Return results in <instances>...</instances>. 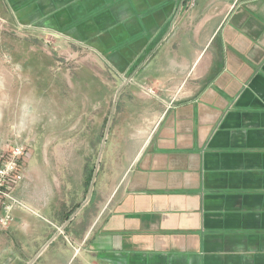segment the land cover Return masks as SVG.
Listing matches in <instances>:
<instances>
[{
  "label": "crops",
  "instance_id": "obj_1",
  "mask_svg": "<svg viewBox=\"0 0 264 264\" xmlns=\"http://www.w3.org/2000/svg\"><path fill=\"white\" fill-rule=\"evenodd\" d=\"M0 4L154 91L118 94L123 140L92 209L93 170L27 158L0 264H264V0Z\"/></svg>",
  "mask_w": 264,
  "mask_h": 264
},
{
  "label": "rangeland",
  "instance_id": "obj_2",
  "mask_svg": "<svg viewBox=\"0 0 264 264\" xmlns=\"http://www.w3.org/2000/svg\"><path fill=\"white\" fill-rule=\"evenodd\" d=\"M151 86L127 74L118 77L86 48L58 46L53 36L17 23L0 4V160L21 146L23 174L27 158L34 163L41 156L54 158L53 171L93 170L89 184L80 188L81 200L85 190L86 201L91 200L85 211L93 208L97 188L108 190L113 184V173L106 172L114 160L111 142L123 140L122 132L114 131L118 94H147ZM71 153L79 155V164L58 158Z\"/></svg>",
  "mask_w": 264,
  "mask_h": 264
},
{
  "label": "built area",
  "instance_id": "obj_3",
  "mask_svg": "<svg viewBox=\"0 0 264 264\" xmlns=\"http://www.w3.org/2000/svg\"><path fill=\"white\" fill-rule=\"evenodd\" d=\"M147 93L153 94L151 89ZM23 148L14 146L8 157L0 160V228H6L13 220L12 210L19 202L14 198L16 186L23 180L20 159L23 157Z\"/></svg>",
  "mask_w": 264,
  "mask_h": 264
}]
</instances>
